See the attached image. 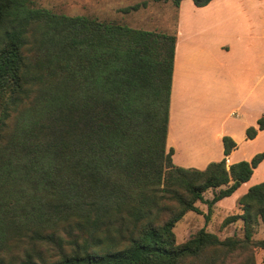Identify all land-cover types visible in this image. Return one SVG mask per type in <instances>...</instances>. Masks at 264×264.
Listing matches in <instances>:
<instances>
[{
  "label": "trees",
  "instance_id": "16d2710c",
  "mask_svg": "<svg viewBox=\"0 0 264 264\" xmlns=\"http://www.w3.org/2000/svg\"><path fill=\"white\" fill-rule=\"evenodd\" d=\"M172 1L178 7L184 0ZM212 1L194 0L198 7ZM33 27L44 66L36 65L33 55L27 53ZM175 46L176 34L57 16L32 7L29 0H0V129L8 127L9 122L15 127L9 177L23 219L38 240L55 241L60 230L70 228L79 219L63 210L57 185L61 189L62 184L68 183V189L76 186L73 198L78 208L87 206L86 217L94 215L99 220L113 209L125 210L130 216L149 209L159 200L155 191L162 187L168 169L174 170L170 183L177 182L181 188L175 196L178 211L170 213L164 226L149 221L142 228L134 241L136 254L105 260L94 255L88 241L72 240L61 248L59 261L41 264H181L207 251L238 249L248 253L244 264H257L252 250L264 251V240L254 241L253 236L255 228L264 224V182L251 187L240 199L242 213L225 221L226 225L241 221L244 238L221 240L202 228L188 242L176 245L173 230L184 216L188 212L202 214L197 206L202 203L208 208V221L217 202L251 179L264 160V152L228 169L226 159L211 163L203 171L174 165V150L167 146V135ZM70 57H77L78 62L72 65ZM38 67L43 70L38 71L41 80L36 84L31 75ZM51 67L57 71L50 72L47 68ZM59 73L61 83L55 81ZM33 86H49L53 92L51 99L55 97L57 110L47 120L40 114L43 106L30 98ZM60 102L63 108H58ZM58 110L68 111L69 117L61 119L63 124L54 119ZM261 130L264 115L258 127L247 129V139H254ZM223 143L226 157L237 148L230 137H224ZM127 158L146 166L142 171L145 176L151 166L156 178L151 177L145 184L153 187L155 194L146 193L140 198L125 193L112 205L101 194L100 178L104 170L106 178L117 176L118 171L122 172L119 165ZM115 185L109 181L107 188L122 190ZM216 189L219 191L211 200L205 198L209 190ZM0 213L1 221L4 216L10 220L7 210L5 215Z\"/></svg>",
  "mask_w": 264,
  "mask_h": 264
},
{
  "label": "rangeland",
  "instance_id": "374dc122",
  "mask_svg": "<svg viewBox=\"0 0 264 264\" xmlns=\"http://www.w3.org/2000/svg\"><path fill=\"white\" fill-rule=\"evenodd\" d=\"M189 1L198 7L194 0ZM29 2L34 8L47 9L57 16L85 17L101 22L128 26L135 30L167 35L176 34L181 15L185 18L186 14L190 12L189 8H182L181 4L177 7L172 0L162 2H155L153 0H29ZM223 9L222 6L211 11L218 18L214 23L215 25L209 24L207 28L209 38L206 44H210L216 49H218L219 42L222 41L224 34L222 27ZM197 14L199 16L201 12ZM40 26L42 27L43 23ZM203 27L206 29V25ZM35 34L36 29L33 27L30 31L31 39L27 53L29 56L33 55L36 65L44 66L42 52L39 51V45L34 39ZM70 61L73 65V63L78 62V58L70 57ZM47 69L51 72L54 67ZM40 70L43 69L38 67L31 75V77H34L32 81L36 84L41 80V77L38 75V71ZM54 70L57 71L56 69ZM55 81L61 83L60 73L55 76ZM221 84L222 82L220 81ZM31 89L33 93H31L30 98L34 99L35 103L38 100L43 106L44 110L40 114L47 120L57 110L55 97L53 96L51 99L53 92L49 86H33ZM217 89L220 91L214 94L212 92L207 96L205 102L200 103L203 107L201 108L203 109L202 112L208 113L215 110L221 113L225 110L223 108V91H221V86ZM203 94L204 92H199L197 97L199 98ZM55 96L59 97L58 95ZM188 97L186 89L183 90L180 96L177 95V99L174 101V110L190 109L192 103ZM60 107L61 102L58 108ZM61 108H63V104ZM54 117L55 120L63 124L61 119L69 117L68 111L66 110L62 113L61 110H58ZM8 125V127L0 129V210L4 215L7 210V215L10 218L8 221V217L4 216V220L1 221L2 213H0V247L2 248H0V264H41L43 262L59 261L62 258L61 248L67 247L68 243L72 240L88 241L94 255L101 259H120L125 255L136 254L134 241L149 221L155 223V225L164 226L170 217V213L178 211V208L175 206V196L181 192V188L177 182L172 184L170 183L171 180H169L170 173L174 172V170L168 169L165 171L162 177V187L157 188L160 192L158 190L155 191L149 184L148 186L145 184V181L151 177L156 178L151 166L148 167L150 169L149 174L145 176L142 171L145 170L146 166H142L127 158L119 165L122 168V172L118 171L117 176L106 178L104 170V174L100 178L101 194L103 193L112 205H115L125 193L136 195L140 198H143L146 193L153 195L158 193V196H156L159 197L158 202L151 204V201L148 200L147 203L152 206L150 205L149 209L145 208V210L135 212L132 216L129 215V212H124L125 210L120 212L117 209H113L106 214L105 219H96L94 215L87 218L89 208L83 206L79 209L75 198H73L77 187L73 186L68 189L67 183L66 186L62 184L61 189L57 185L60 197H62L63 210L71 217H79V219L70 228L60 230L55 241L38 240L37 234H34L33 229L23 219L17 191L9 177V167L13 152V147L11 146L12 134L15 127L10 122ZM187 142H189V138ZM187 149L190 150V144H188ZM109 181L115 182V186L117 188L121 187L122 190H109L107 188ZM211 193L208 192L206 197L209 199L213 198V194ZM240 193L241 191L237 193V196ZM197 206L202 214L188 212L174 228L176 245L179 246L188 242L202 228H206L209 232L216 234L221 240L234 236L241 239L244 238L241 221L229 225L225 224L228 217L241 214V208L233 212H227L222 208L214 206L213 212L207 221L205 218L208 213L207 206L202 203H198ZM80 210L84 211V213ZM253 240H264V225L255 228ZM252 253L256 258L257 264H264V251L262 249L256 248L252 250ZM247 254L242 249L236 251L213 250L207 251L199 258L187 259L181 264H244Z\"/></svg>",
  "mask_w": 264,
  "mask_h": 264
},
{
  "label": "crops",
  "instance_id": "0c3cea01",
  "mask_svg": "<svg viewBox=\"0 0 264 264\" xmlns=\"http://www.w3.org/2000/svg\"><path fill=\"white\" fill-rule=\"evenodd\" d=\"M181 5L190 12L185 18L181 15L176 33L167 135V146L174 150L173 163L203 171L223 159L227 169L238 162L251 161L264 151V130L254 139L246 136L247 129L258 127V120L264 115V0H213L204 7L184 0ZM222 6L224 34L216 49L206 44L207 28L215 25L218 18L211 11ZM220 86L225 110L202 112L200 103L212 92H219ZM185 89L192 103L190 109L174 110L177 95ZM199 92L204 94L198 98ZM226 136L237 143L227 157L223 143ZM263 182L264 160L248 182L215 206L227 212L238 210L240 199L251 187Z\"/></svg>",
  "mask_w": 264,
  "mask_h": 264
},
{
  "label": "bare ground",
  "instance_id": "6f19581e",
  "mask_svg": "<svg viewBox=\"0 0 264 264\" xmlns=\"http://www.w3.org/2000/svg\"><path fill=\"white\" fill-rule=\"evenodd\" d=\"M175 103V102H174Z\"/></svg>",
  "mask_w": 264,
  "mask_h": 264
}]
</instances>
